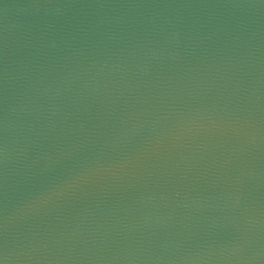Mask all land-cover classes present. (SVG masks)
Returning <instances> with one entry per match:
<instances>
[{"label": "water", "instance_id": "obj_1", "mask_svg": "<svg viewBox=\"0 0 264 264\" xmlns=\"http://www.w3.org/2000/svg\"><path fill=\"white\" fill-rule=\"evenodd\" d=\"M0 264H264V0H0Z\"/></svg>", "mask_w": 264, "mask_h": 264}]
</instances>
